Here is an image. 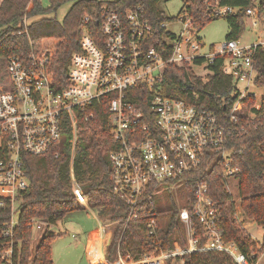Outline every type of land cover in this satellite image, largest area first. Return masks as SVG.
I'll return each instance as SVG.
<instances>
[{
  "label": "built area",
  "instance_id": "2783aa9c",
  "mask_svg": "<svg viewBox=\"0 0 264 264\" xmlns=\"http://www.w3.org/2000/svg\"><path fill=\"white\" fill-rule=\"evenodd\" d=\"M236 10L224 6L217 9L216 15L226 16ZM246 16L247 26L258 39L247 45L240 39L226 40L217 49L212 45V52L204 50L206 44L200 31L186 16L172 22L181 25L179 32L168 28L171 22H164L162 27L175 35H166L168 47H172L166 54L155 46L144 48L146 36L153 34L155 27L141 6L125 12L106 9L98 31L93 34L85 27L80 51L71 58L66 83H58L55 78L56 51L55 46L48 45L49 38L31 42L26 53L5 59L4 72L0 74V207L8 204L11 214L0 231V264H23V240L17 239L20 211L16 195L31 185L25 156L58 155L68 123L73 130V192L80 204H87L73 169L78 121L85 115L86 107L107 98L110 125L118 142V147L110 152V179L125 201L128 211V218L123 220L125 225L147 215L144 214L147 207L155 204L153 196L168 188L183 190L187 185L185 175L203 166L206 169L222 166L226 190L234 195L232 185L234 181L239 185L240 167L236 164L237 146L231 142L244 129L242 119L246 115L255 118L264 107L261 100L254 109H244V101L249 97L260 99L252 88L258 87L255 60L258 48L264 46V13L259 6H254L247 10ZM218 57H223L222 71L233 78V93L237 95L236 102L225 111L162 94L163 67L167 63L208 70ZM147 98L148 110L133 101ZM184 195L186 203H176V210L186 246L175 239L172 251L139 260L120 257L111 264H188L184 255L203 251L225 252L236 264H264V228L261 227V237L250 234L257 244L251 256L242 252L235 241L225 240L221 209L205 177L197 182L192 197L186 191ZM149 216L147 227L155 234L157 212ZM235 217L246 229L257 225L243 213L240 205L236 206ZM105 222V225L100 222L99 229L104 237L102 247L107 249L110 228L120 221ZM29 227L32 239L37 236L39 240L48 223L34 218Z\"/></svg>",
  "mask_w": 264,
  "mask_h": 264
},
{
  "label": "trees",
  "instance_id": "16d2710c",
  "mask_svg": "<svg viewBox=\"0 0 264 264\" xmlns=\"http://www.w3.org/2000/svg\"><path fill=\"white\" fill-rule=\"evenodd\" d=\"M161 1L163 0H50V5L45 7L42 0H2L0 61L3 72L6 58L13 54L26 53L31 48V42L54 38L57 40L53 60L55 78L58 83H66L71 58L75 52L80 51L85 27L88 26L93 34L98 31L106 9L125 12L129 8L141 6L155 27V32L146 36L144 48L155 46L163 53L166 51V54L172 49L171 46L168 47L166 35H175L162 27L164 22H175L184 15L200 31L207 23L220 17L216 15L218 8L233 7L237 10L224 16L230 28L226 40H239L248 27L247 10L259 6L260 12L264 13V0H183L184 4L178 15L168 16L160 6ZM65 3H71L70 8L63 19L59 20L56 13ZM86 19H89V22ZM198 61L197 59L196 62ZM255 63V83L258 87H264V46L258 48ZM222 67L223 57H218L209 65V72L204 77L197 74L192 65L167 63L163 67L162 94L223 112L236 102L237 95L233 93V78L225 74ZM261 100L264 102V96L261 99L249 97L244 101V109H254L255 104ZM133 101L144 109L150 108L148 98ZM107 102L108 98L84 109L85 115L78 121L73 162L76 180L86 196L88 205L100 220L120 221L115 240L108 245L105 258L110 259L116 248H119L124 259L139 260L153 253L172 251L175 239L186 246L182 223L174 202L166 227L158 220L155 234H151L147 227L149 214L157 212L156 208L152 211V208L156 207L155 196L152 197L155 204L147 207L148 210L144 213L147 215L129 221L126 225L123 222L128 218L125 201L115 191L110 179V152L118 147V142L112 133ZM241 123L244 126L241 135L231 142V145L237 146L235 157L236 164L240 167L239 203L243 213L264 228V107L257 112L255 118H248L246 115ZM68 124L63 130V142L58 148V155L25 156L31 185L16 195V204L20 211L17 239L23 240V264H54L52 246L61 234H56L51 226L64 220L70 212L85 209L73 192V130L70 123ZM222 169V166L213 169L203 166L198 171L185 175L187 185L182 189L192 197L197 182L205 177L221 209L224 239L235 241L242 252L251 256L257 244L235 217V196L226 190ZM10 214L8 204L0 207V231ZM34 218L46 221L48 227L36 246L32 247L33 232L29 223ZM197 226L201 229L198 223ZM184 258L188 264H236L232 256L222 251L194 252L184 255Z\"/></svg>",
  "mask_w": 264,
  "mask_h": 264
},
{
  "label": "rangeland",
  "instance_id": "374dc122",
  "mask_svg": "<svg viewBox=\"0 0 264 264\" xmlns=\"http://www.w3.org/2000/svg\"><path fill=\"white\" fill-rule=\"evenodd\" d=\"M42 2L45 7L50 5V0H42ZM183 4V0H163L161 1L160 6L168 16H176L181 10ZM70 5L71 3H65L60 6L56 13V16L59 20L63 19L66 12L70 8ZM180 26L181 25L179 23H170L168 28L175 32H179ZM229 31V24L224 16L216 17L214 20L207 23L199 32L204 43L206 44L204 50L207 52H212V45L215 47V49H217L222 43L226 41ZM49 39H51V41L48 45L50 47L55 46L57 40L54 38ZM256 39H258V36L249 27H247V29L241 36L240 41L242 44L247 45L254 43ZM1 63L2 62L0 61V74L3 75V67H1ZM194 70L197 74H201L204 77L208 73V70H204V68L201 67H194ZM252 91L255 92L260 99L264 96V87H253ZM232 190L235 196L236 206H238L240 205L238 197V181L233 182ZM155 201L157 219L160 221V224L163 227H166L169 221L170 214L172 212V202L178 203L179 205H184L186 203L183 191L176 188H168L166 191L158 193L155 196ZM83 206L85 207V209L87 206L91 208L88 205V202ZM100 222H102L104 225L107 224V222L103 220H100ZM118 225L119 224L115 223L110 228V243L115 240L116 231L119 228ZM98 226L99 223L96 217L88 214L85 210L70 212L69 214H67L64 220L60 221L56 225H52L51 229L54 230L56 234H61L57 236L52 246L54 264H92L91 261L93 262V264L101 263L99 261L103 259L102 243L104 237L101 236L100 232L98 233V235L95 234L97 230L100 231ZM247 230L252 236H262V228L258 227L257 225L247 226ZM90 234L95 236L92 237L89 245L88 238ZM34 237L35 238L32 239V247L36 246L38 242V237ZM106 240H108V237L106 238ZM155 254L157 253H153L151 255ZM120 257L124 259V257L120 254L119 248H116V250L113 252L112 257L105 262L102 261V263L107 262L111 264L114 261H118Z\"/></svg>",
  "mask_w": 264,
  "mask_h": 264
},
{
  "label": "crops",
  "instance_id": "0c3cea01",
  "mask_svg": "<svg viewBox=\"0 0 264 264\" xmlns=\"http://www.w3.org/2000/svg\"><path fill=\"white\" fill-rule=\"evenodd\" d=\"M1 2H2V0H0V4H1ZM85 211H87V213L88 214H91V215H93V216H95L96 217V219L98 220V223H99V225H100V219H99V217L97 216V214H96V212L93 210V209H91V208H89L88 206L86 207V209H84ZM98 228H99V226H98ZM100 231L99 230H97L96 232H95V234H97L98 235V233H99ZM93 236H95V235H92V234H90L89 235V238H88V242H89V245H90V240L92 239V237ZM102 236V235H101ZM102 249H103V253H102V256H103V259L105 258L104 257V253H105V248L104 247H102ZM88 250H89V248H88ZM89 259V258H88ZM90 260V259H89ZM99 262H101L102 263V260L101 261H99ZM91 263L93 264V262L91 261ZM101 263H99V264H101Z\"/></svg>",
  "mask_w": 264,
  "mask_h": 264
}]
</instances>
